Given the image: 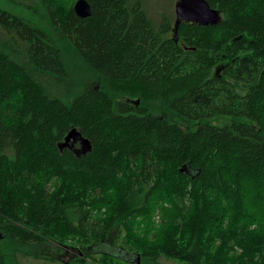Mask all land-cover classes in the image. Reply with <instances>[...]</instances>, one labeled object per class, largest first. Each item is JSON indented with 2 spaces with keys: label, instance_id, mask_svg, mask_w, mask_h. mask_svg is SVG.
Returning a JSON list of instances; mask_svg holds the SVG:
<instances>
[{
  "label": "trees",
  "instance_id": "obj_1",
  "mask_svg": "<svg viewBox=\"0 0 264 264\" xmlns=\"http://www.w3.org/2000/svg\"><path fill=\"white\" fill-rule=\"evenodd\" d=\"M74 1L0 0V264L68 241L125 264L90 256L112 232L128 264H264V0H206L220 21L176 36L144 0ZM72 128L90 150L59 146Z\"/></svg>",
  "mask_w": 264,
  "mask_h": 264
},
{
  "label": "rangeland",
  "instance_id": "obj_2",
  "mask_svg": "<svg viewBox=\"0 0 264 264\" xmlns=\"http://www.w3.org/2000/svg\"><path fill=\"white\" fill-rule=\"evenodd\" d=\"M176 0H144V6L148 12V15L154 20L158 21L159 16L161 13H165L168 15L172 22L175 20V12H174V4ZM75 2V1H74ZM74 4V3H73ZM1 5L7 7L8 9L19 13L23 14L27 17H32V21L35 22L39 27L45 29L48 34H50L53 38L57 39L60 37V33L58 32L57 29L53 27L43 16L38 15V17L32 16L30 12H27L25 9L22 7H16L13 5H9L7 3L1 2ZM73 7V6H72ZM223 67V66H221ZM220 66L217 67L216 73H219L222 68ZM83 72H79V75L75 74L76 79L82 83V89L85 87H92L98 83V80L96 78H91L89 77V74L87 73L86 75H83L81 77ZM232 118L230 116H223V115H216L212 118L209 119V122L211 124H217V125H223L226 123H230ZM182 124L186 127L189 128H194L197 123L195 122H182ZM77 144V145H76ZM76 147H79V142H75ZM157 218V215L155 214V219ZM117 234L114 232L111 233L109 239L107 241H104L101 245H97L92 247L90 250L94 253V255H90L91 257H94L95 260L99 258V254L101 251H106L108 253H114V255L118 256L120 259L127 261L128 263L133 260V256L128 255L127 253L121 251L118 248V245H121V239L120 237H116ZM148 240L151 239V235L147 237ZM67 246H63V250L60 252V257L59 259L66 264H78L75 262V259L78 255H81L80 253L77 252L76 249H74V244L73 242L68 241ZM76 247V246H75ZM146 249H149L150 246L145 247ZM113 261L119 263V264H124L121 260L119 259H113ZM73 262V263H72ZM125 264H128V263ZM56 262L55 264H57ZM19 264H40V261H36L33 259V257H28L25 259L20 258L19 259ZM86 264H97L91 261L90 258L86 259ZM144 264H181L179 261L175 259H169L164 255H160V257L155 261V263L152 260H146Z\"/></svg>",
  "mask_w": 264,
  "mask_h": 264
},
{
  "label": "water",
  "instance_id": "obj_3",
  "mask_svg": "<svg viewBox=\"0 0 264 264\" xmlns=\"http://www.w3.org/2000/svg\"><path fill=\"white\" fill-rule=\"evenodd\" d=\"M74 13L81 18L90 16L91 6L87 0H75L73 4ZM175 20L173 25V34L176 36L178 24L181 21L194 22L199 25H213L221 19L220 11L210 6L206 0H176L174 4ZM221 67V65H220ZM222 68V67H221ZM79 142V147H74L75 142ZM62 148L67 146L72 148L75 153L86 152L91 146L81 132L72 128L64 137V141L59 143ZM137 262L139 259L137 257Z\"/></svg>",
  "mask_w": 264,
  "mask_h": 264
},
{
  "label": "flooded vegetation",
  "instance_id": "obj_4",
  "mask_svg": "<svg viewBox=\"0 0 264 264\" xmlns=\"http://www.w3.org/2000/svg\"><path fill=\"white\" fill-rule=\"evenodd\" d=\"M76 145H77V144H76ZM76 145H75V143H74V145H73V146H74V147H76Z\"/></svg>",
  "mask_w": 264,
  "mask_h": 264
}]
</instances>
